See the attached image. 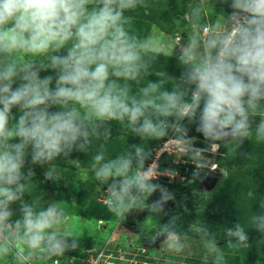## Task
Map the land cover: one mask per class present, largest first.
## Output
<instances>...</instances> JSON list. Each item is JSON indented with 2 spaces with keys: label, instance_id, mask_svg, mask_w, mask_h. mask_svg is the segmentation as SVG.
Segmentation results:
<instances>
[{
  "label": "clouds",
  "instance_id": "obj_1",
  "mask_svg": "<svg viewBox=\"0 0 264 264\" xmlns=\"http://www.w3.org/2000/svg\"><path fill=\"white\" fill-rule=\"evenodd\" d=\"M138 2L0 0V258L13 253L19 264H26L37 252L49 258L69 247L70 233L61 236L58 231L64 218L58 204L37 210L22 201L28 185L22 182L26 177L21 169L29 148L33 164L48 162L74 148L84 150L90 136L101 135L105 122L125 119L142 137L162 138L174 129L194 158L204 150L191 147L195 137H187L180 123L185 118L198 120L196 131L206 140L250 135L249 110L255 113L264 100V0H232L231 18L236 23L231 30H219L217 24L201 32L194 24L179 56L185 66L181 84L172 91L160 90L163 81H149L138 95H130V85L119 81H135L147 73V53L168 54L155 41L140 40L126 29L131 18L124 10ZM198 14L199 9H193V15ZM65 48L66 55L47 56ZM41 56L49 62L33 59ZM41 69L56 71L54 88L52 76H39ZM16 80L20 83L13 88ZM13 107L20 110L18 118L12 115ZM168 117L174 121L169 123ZM256 139L264 141V118ZM211 148L216 151L218 145ZM148 155L136 146L134 156L105 161L99 152L93 157L96 179H111L107 205L116 215L148 207L142 197L160 187L150 182L154 169H144ZM33 174L29 170L28 178ZM161 192L152 210L172 198L165 189ZM18 200L21 218L11 220L9 205ZM259 228L264 230V222ZM228 234L240 245L248 239L239 224ZM229 246L237 245L229 241Z\"/></svg>",
  "mask_w": 264,
  "mask_h": 264
},
{
  "label": "rangeland",
  "instance_id": "obj_2",
  "mask_svg": "<svg viewBox=\"0 0 264 264\" xmlns=\"http://www.w3.org/2000/svg\"><path fill=\"white\" fill-rule=\"evenodd\" d=\"M231 3L232 0H140L135 8L124 10V16L131 18L129 24L125 25L129 33L143 41H155L160 47L166 49L168 54L147 53L143 56L148 63L147 73L142 72L138 80H120L119 83L130 85V95H138L140 89L147 86L149 81H163L160 90H169L166 82L167 71L178 69V67H181L179 70L182 71L185 69L179 60L181 50L188 39H183V31L192 32L194 24L200 26L198 31L201 32L203 27H214L217 24L219 30H231L236 20L231 18V14L222 10L223 8L228 10V4ZM196 8L199 9L198 16L193 15V9ZM50 54L51 52L47 56ZM47 56L33 59L46 62ZM37 67H39L38 64ZM158 73L163 75H158ZM45 76L53 77L51 87L54 88L56 71L49 69L40 77ZM170 76L173 80L180 78ZM19 83L20 81L16 80L13 88ZM258 107L261 109H257L255 113L249 111L250 134L253 129L256 131L261 119L264 118V100L259 101ZM12 115L19 117L18 107L12 108ZM152 118L155 121L156 117ZM99 131L101 132L99 137H89L90 143L84 150L74 148L67 155L62 153L51 161L40 163L45 173H52L51 177L56 181L55 186L53 183L49 186L48 182L35 172L28 178L29 161L26 160L21 169L26 177L22 182L28 185L22 201L30 205V201L37 200L48 193L52 202L42 203L39 205L40 209L53 203L58 204L64 214L58 231L61 236L70 233L66 237L69 247L62 254L42 258L43 254L37 252L34 256L37 264L48 262L49 259L56 257L80 258L89 249L107 240L110 241L109 246L112 247L115 256L119 258L123 256V259H116L121 264H191V260H198V263L193 264H264V230L259 228V224L264 222L260 220L264 217V207H262L264 205V162L258 161V164L250 165L256 168L259 179L254 178L246 186L240 185L237 180H226L228 174L222 172V169H225L222 165L227 162L228 153L237 142L242 141V137L225 138V150H222L219 142H211L204 137H198L201 145L196 146L192 142L191 147L204 151L194 158V153L186 150L187 146L179 142L180 134L171 128L167 130L166 138L165 136L162 138L142 137L131 131L125 119L123 123L114 120L107 121ZM247 141H251L250 135ZM256 142L260 145L264 144V141L256 140ZM213 143L218 145L216 151H212ZM136 146L148 150L151 154L155 152V155H159V157L154 155L156 159L154 164L158 166L161 174L170 176V180L158 183L160 187L151 195L144 194L142 199L148 207L143 209L133 207L130 211L118 216L110 211L107 205V188L111 179L106 182L96 179L93 157L103 152L105 161L115 159L120 155L134 154ZM165 147L168 151L161 153ZM258 147L260 149V146ZM261 147L264 153V145ZM162 154L165 155L160 164L158 158ZM198 163L202 165L199 168ZM213 165L216 166L215 169ZM242 167L250 168L249 166ZM234 169L236 173H239L241 167L235 166ZM174 174H178V178L171 181ZM243 181L246 182V177ZM48 186L49 188H46ZM55 187L58 189L57 195L53 193ZM161 188L165 189L172 198L162 201L160 211H156V222L149 223L147 209L154 202L161 200ZM225 195L229 197V201L222 200V206L226 207L225 216L227 215L228 218L213 224L212 236L208 238L204 231L208 222L206 221V210L213 200L218 203ZM155 196L158 198L155 199ZM146 199L148 200L145 201ZM45 200L48 199L45 198ZM216 207L219 209L218 204ZM190 208L194 209L191 213H198V215L201 214L199 211H203L204 221L191 223L189 234L185 231L184 234H179L177 229L183 225H177V222L180 223V219H185L184 215L190 213ZM9 209L13 212L11 220L21 218L20 200L12 202ZM174 212L176 215L172 219L173 223L161 231V225L165 224L168 221L167 217ZM211 216L214 215L211 214ZM186 217L191 219V216ZM237 224L244 229L248 237L244 245H240L235 236L228 234L229 230H235ZM142 238H147V240L155 238V240H153L154 243L148 245L150 241L144 244ZM229 241L237 246L230 247ZM73 242L74 247L71 246ZM15 262L18 261L13 253L0 258V264H14Z\"/></svg>",
  "mask_w": 264,
  "mask_h": 264
},
{
  "label": "trees",
  "instance_id": "obj_3",
  "mask_svg": "<svg viewBox=\"0 0 264 264\" xmlns=\"http://www.w3.org/2000/svg\"><path fill=\"white\" fill-rule=\"evenodd\" d=\"M230 5L228 4V10H226L225 8H223L222 10L225 13L232 14L234 10L231 8ZM189 33H191V31H189V30L185 31V32L183 31V39H187ZM54 54L66 55L67 54L66 48L65 49H61L59 53H51L49 56L54 55ZM47 62H49L48 59H47V61L45 63H47ZM179 68H181V67H178V69H173V70L169 69L167 71V74H168L167 78L168 79H166V82L168 83V86H169V90L168 91H172L174 86L181 84L180 78H176V80H173L172 77L170 76V75H174V76L181 77V74L185 71V69L182 71V70H179ZM48 70L49 69H46V70L45 69H41L39 71V76H41L43 73H46ZM185 98L186 99L190 98V92H189L188 96H186ZM0 107H2V106H0ZM257 109H261V107H258ZM249 111L252 112L251 110H249ZM162 119H165V118L162 117ZM167 120L169 121V123H171V122L174 121V118L173 117H168ZM180 123L182 125H184V127L187 129V137H189V138L195 137V139L193 140V143L196 146L197 145H201V143L198 142L197 138L198 137L202 138V137H204V135H203V133L196 131V128L198 127V120H193L192 122H189L187 120V118H185L184 120L180 121ZM250 136H251V141H247V137H246V138H242V141L237 142V144L231 149V152L228 153V157L226 158L227 162L224 165H222L228 171V176L225 179L226 180H232V179L233 180H237V181H239L240 185H242V186L248 185V183H250L254 178L259 179L258 174H256V168L255 167H250V165L251 164H255V163L258 164V161L259 162H264V153L262 152V147H261L264 144L260 145V144H258L256 142V140H257L256 139V131L254 129L251 132ZM166 137L167 136H165V138ZM211 142H219L221 144V146H222V150H225L226 141L224 139L211 141ZM254 143H256V144H254ZM258 146H260V149H259ZM144 152L145 153L146 152L149 153L147 158L144 160V169H148V166L150 165V163H152L155 160L154 159L155 158L154 155L156 153L153 152L151 154V152H148V150L147 151L144 150ZM134 154H133V156H134ZM164 155L165 154H162L161 157L158 158V162H160V164H161L162 157ZM26 160L29 161L28 162L29 170H31L32 172L38 173L42 177V179H44L46 182H48L49 186L52 183L53 184L56 183V181L51 176H48L47 173L44 172V170L41 167L40 163L33 164L31 162V149L30 148L28 149V156H27ZM133 163L134 164H133V168H132L133 170L132 171H136L137 161H136L135 158L133 159ZM235 166H237L238 168L241 167L239 173L235 172V169H234ZM242 166H249L250 168L244 169ZM236 175L238 177H236ZM169 177L170 176H168V175L158 176L157 178H153L150 182L158 184L161 181H166V180L169 181L170 180ZM176 177L178 178V174H174V176L171 177L172 178L171 181H174L176 179ZM209 177H212V175H209ZM245 177H246V182L243 181V179H245ZM49 186L46 187V188H49ZM54 186H55V184H54ZM242 190H245V189H242ZM57 191H58V189L56 187L53 188V193L54 194L57 195L58 194ZM51 195H53V194H51ZM40 197L41 198H37V200L30 201V205L34 206L37 210L40 209L39 205H41L42 203L45 204V203L52 202V198L50 197V195H48V193H47V195L40 196ZM57 197H59V196H57ZM45 198H47L48 200L46 201ZM157 198L158 197L155 196V199H157ZM147 200L148 199H146L145 201H147ZM222 200H225V201L228 202L229 201V197L227 195H225L222 199L219 200L218 203H217V201L215 202V200H213L211 202L208 210H206V221H208V222H207V225H206V230H204V231L206 232V237H208V238H210V236H212L211 235V231L213 229V227H212L213 224L219 223V222L223 221V219L225 220V219L228 218L227 215L225 216L226 207L222 206ZM66 204L68 205V201H66ZM217 204L219 205V209H217V207H216ZM148 209H147V213L149 214V216H148L149 223H151V221H155L156 222V220L154 219L155 217H153V215L155 213H157L156 211H160L159 209H161V208H158L156 210H152L151 207H149ZM191 210L194 211V209L190 208V213L188 215H184L185 219H180L179 218L181 222L180 223L177 222V225H179V224L183 225L179 229H177V232L179 234H184V231L187 234H189V231H190L189 229H190V224L191 223H198L199 221L202 223L204 221V212L203 211H199V213H201V214L198 215V213H194V212L191 213ZM207 211H212V212L210 213V212H207ZM211 214H213L214 216L212 217ZM175 215H176V213L174 212V213H172L169 216L170 219H169V217H167L168 221L165 224L163 223L161 225V227H160L161 231L165 230L167 226L169 227V225L173 223L172 219L175 217ZM186 216H191V219H188ZM194 221H196V222H194ZM158 233H161V232L158 231ZM144 261H148V260H144ZM190 263L191 264L198 263V260H191ZM14 264H19V262H15Z\"/></svg>",
  "mask_w": 264,
  "mask_h": 264
},
{
  "label": "built area",
  "instance_id": "obj_4",
  "mask_svg": "<svg viewBox=\"0 0 264 264\" xmlns=\"http://www.w3.org/2000/svg\"><path fill=\"white\" fill-rule=\"evenodd\" d=\"M164 145H166V142H164ZM168 151L167 148H163L162 152ZM158 156L159 155H155ZM156 163V159L150 163V165L148 166L154 169V177L153 178H157L158 176L162 175L161 171L158 170V166H155ZM156 167V168H155ZM158 173V174H156ZM110 241H104L103 244L91 248L87 251V253L85 255H83L80 258H51L48 260V262H43V263H39V264H121L119 263L116 259H118V256H115V254L113 253L112 247L109 246ZM35 257H33L31 260L27 261L26 264H37L35 262ZM119 259H123V256L120 257Z\"/></svg>",
  "mask_w": 264,
  "mask_h": 264
},
{
  "label": "flooded vegetation",
  "instance_id": "obj_5",
  "mask_svg": "<svg viewBox=\"0 0 264 264\" xmlns=\"http://www.w3.org/2000/svg\"><path fill=\"white\" fill-rule=\"evenodd\" d=\"M153 217H155L154 219L156 220V218H157L156 213L153 215ZM150 239H151V238L148 239V240L150 241L149 244L154 243V241H151ZM142 240L144 241V244L148 241L147 238H142Z\"/></svg>",
  "mask_w": 264,
  "mask_h": 264
},
{
  "label": "water",
  "instance_id": "obj_6",
  "mask_svg": "<svg viewBox=\"0 0 264 264\" xmlns=\"http://www.w3.org/2000/svg\"><path fill=\"white\" fill-rule=\"evenodd\" d=\"M222 172L224 173V174H228V171L226 170V169H222ZM153 240H155V238L154 239H151V241H153ZM148 245H150V244H148Z\"/></svg>",
  "mask_w": 264,
  "mask_h": 264
}]
</instances>
